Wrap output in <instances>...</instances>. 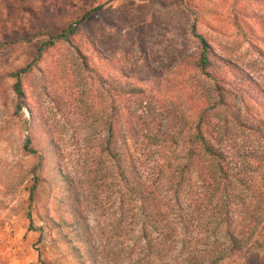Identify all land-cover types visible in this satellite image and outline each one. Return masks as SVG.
Segmentation results:
<instances>
[{
  "label": "rangeland",
  "instance_id": "374dc122",
  "mask_svg": "<svg viewBox=\"0 0 264 264\" xmlns=\"http://www.w3.org/2000/svg\"><path fill=\"white\" fill-rule=\"evenodd\" d=\"M71 23L65 41L61 30ZM199 37L255 81L239 112L245 127L232 128L223 145L239 153L246 172L240 221L257 218L264 228V176L254 162L264 158V0H0V264H177L158 237L163 214L120 196L118 164L104 152L109 95L81 57L149 95V108L138 111L148 127L110 145L135 155L125 162L133 181L157 162L178 163L185 151L188 83L204 93L211 85L180 66ZM27 67L18 100L11 75ZM28 136L32 156L23 148ZM154 136L164 143H152Z\"/></svg>",
  "mask_w": 264,
  "mask_h": 264
},
{
  "label": "trees",
  "instance_id": "16d2710c",
  "mask_svg": "<svg viewBox=\"0 0 264 264\" xmlns=\"http://www.w3.org/2000/svg\"><path fill=\"white\" fill-rule=\"evenodd\" d=\"M92 12L94 10L84 13L78 24ZM71 26L72 23L61 30L60 36L65 41L75 32ZM81 59L82 67L109 95L111 114L106 127L104 152L118 164L120 196L123 199L129 195L131 199L141 201L139 205L143 211L150 207L163 214L158 222L165 221V224L158 237L166 256H174L177 264H223L230 259H234V264H258V252L264 249V228L257 229L260 223L257 218L240 221L238 211L245 202L246 172L239 153L232 149L229 153L226 147L229 145H223V142L229 144L233 138L232 128L245 127L239 112L248 108L249 88L256 85L255 81L235 62L217 55L199 37L197 49L184 57L180 66L187 74L207 79L211 85L210 91L204 93L192 88L193 82L188 83V105L180 123L185 134V151L178 163L170 166L175 158H169L167 165L157 162L147 171L148 177L137 172V177L130 181L125 162L135 159V155L130 151L110 150V145L121 134L128 138L142 125L143 130L148 127L145 125L148 117L138 114V111L143 106L142 110L149 108V95L144 88L127 80L101 74L89 57L82 56ZM28 69L11 75L16 80L13 91L18 100L22 96L19 76L26 74ZM123 116L127 117L125 131L118 134V123L122 122ZM217 116L219 121L213 123L212 118ZM252 118L262 123L255 115ZM164 141L159 136L152 137V143ZM23 148L30 156L37 152L29 136L25 138ZM44 155L43 151L39 152L40 163L45 161ZM254 162L257 172L264 176V158ZM168 166L169 169L165 170ZM160 206L165 210H159ZM240 224L243 231L239 230ZM81 230L80 227L78 231Z\"/></svg>",
  "mask_w": 264,
  "mask_h": 264
}]
</instances>
